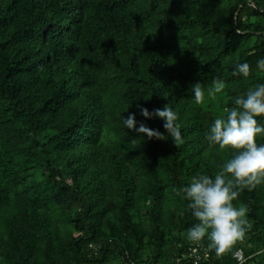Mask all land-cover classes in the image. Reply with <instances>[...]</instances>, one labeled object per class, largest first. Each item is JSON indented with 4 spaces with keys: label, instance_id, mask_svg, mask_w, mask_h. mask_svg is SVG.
I'll list each match as a JSON object with an SVG mask.
<instances>
[{
    "label": "trees",
    "instance_id": "trees-1",
    "mask_svg": "<svg viewBox=\"0 0 264 264\" xmlns=\"http://www.w3.org/2000/svg\"><path fill=\"white\" fill-rule=\"evenodd\" d=\"M261 58L264 0H0V264L182 261L196 221L181 189L230 158L205 133L222 103L264 83ZM244 62L249 77L233 76ZM215 79L221 98L202 111L188 89ZM168 103L178 146L121 122L135 113L163 133L137 106ZM240 194L245 236L264 245V184ZM120 215L126 236H105ZM202 246L210 264H235L237 249Z\"/></svg>",
    "mask_w": 264,
    "mask_h": 264
},
{
    "label": "clouds",
    "instance_id": "clouds-1",
    "mask_svg": "<svg viewBox=\"0 0 264 264\" xmlns=\"http://www.w3.org/2000/svg\"><path fill=\"white\" fill-rule=\"evenodd\" d=\"M256 69L264 72V58L257 60ZM250 66L247 62L237 63L233 76L248 78ZM214 88L208 89L213 96L224 88L223 81L213 80ZM196 104L205 100V88L197 82L188 89ZM145 119L158 118L163 121L164 132L150 129L143 122H137L135 113L126 118L121 116L123 126L145 139L171 138L176 146L183 143L181 124L169 103L162 108L149 111L137 106ZM225 115L213 119L205 133L208 146L219 150H230V158L223 163L214 177L202 174L193 176L182 187L180 195L187 202L186 211L195 219L186 232V239L199 247L207 241V247L214 250L217 257L229 252L236 241L243 239L251 228L247 219L246 205L234 206L244 189L252 190L264 184V143L258 144L256 138L264 136V83H257L242 95L233 98L232 106L225 108ZM138 125V126H137Z\"/></svg>",
    "mask_w": 264,
    "mask_h": 264
},
{
    "label": "rangeland",
    "instance_id": "rangeland-1",
    "mask_svg": "<svg viewBox=\"0 0 264 264\" xmlns=\"http://www.w3.org/2000/svg\"><path fill=\"white\" fill-rule=\"evenodd\" d=\"M221 98V94H216L213 97L208 95V92H205V100L201 104H197L198 108L202 111H207L209 113H213L215 106H213V102L216 100H219ZM224 104L222 103V107L219 108V111L217 112L216 117L224 115ZM264 140V136H258L256 138V142L260 143ZM38 179H41L40 176H37ZM149 182L152 179V176H148ZM241 195V194H239ZM238 198V197H237ZM234 206L239 207L240 205H244L242 203H239L237 199L233 201ZM249 216V210L247 212V217ZM102 230L105 234V236H116L119 235L121 238H124L127 234L126 229L124 226H122V218L121 215L114 217L112 221H106L104 225L102 226ZM182 233V232H181ZM178 236V233L173 230L171 234H169V238H176ZM182 237H185L186 239V233L183 234ZM66 248V246H65ZM234 250H240L246 259L248 261V264H264V245L261 242V239L257 236H244L243 239L238 240L235 242V244L232 247ZM236 250V251H237ZM234 255V254H233Z\"/></svg>",
    "mask_w": 264,
    "mask_h": 264
},
{
    "label": "built area",
    "instance_id": "built-area-1",
    "mask_svg": "<svg viewBox=\"0 0 264 264\" xmlns=\"http://www.w3.org/2000/svg\"><path fill=\"white\" fill-rule=\"evenodd\" d=\"M209 250L204 246L192 245L188 248L182 261L174 260L168 264H210L208 262ZM233 260L235 264H244L246 259L244 258L242 252L237 250L233 255Z\"/></svg>",
    "mask_w": 264,
    "mask_h": 264
}]
</instances>
